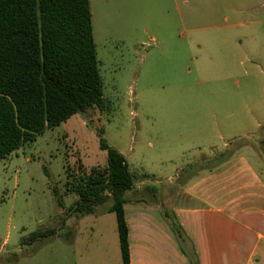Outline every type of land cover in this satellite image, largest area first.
Here are the masks:
<instances>
[{
	"label": "rangeland",
	"instance_id": "rangeland-1",
	"mask_svg": "<svg viewBox=\"0 0 264 264\" xmlns=\"http://www.w3.org/2000/svg\"><path fill=\"white\" fill-rule=\"evenodd\" d=\"M257 1L264 13V0ZM89 5L102 105L0 161V264H122L111 202L92 215L69 211L78 199L68 190L70 175L79 166L88 172L107 165L100 138L125 158L133 179L129 208L138 202L175 218L170 205L264 199V57L231 54L235 68L212 69L198 40L176 52L174 46L186 47L179 33L192 38L173 20L192 12L191 25L205 28L213 16L208 0ZM48 229L59 236L28 242Z\"/></svg>",
	"mask_w": 264,
	"mask_h": 264
},
{
	"label": "trees",
	"instance_id": "trees-1",
	"mask_svg": "<svg viewBox=\"0 0 264 264\" xmlns=\"http://www.w3.org/2000/svg\"><path fill=\"white\" fill-rule=\"evenodd\" d=\"M89 0H0V161L73 115L102 105L101 79ZM264 134V129L261 131ZM264 145V142L261 141ZM107 165L70 175L78 199L69 211L92 215L106 202L117 223L122 264H129L124 217L133 189L125 158L100 138ZM161 216L179 240L184 234L167 210ZM59 236L37 231L28 242Z\"/></svg>",
	"mask_w": 264,
	"mask_h": 264
},
{
	"label": "crops",
	"instance_id": "crops-1",
	"mask_svg": "<svg viewBox=\"0 0 264 264\" xmlns=\"http://www.w3.org/2000/svg\"><path fill=\"white\" fill-rule=\"evenodd\" d=\"M239 1L208 0L213 6L209 14L213 16L208 18L205 28L191 25L196 19L194 13L183 16L178 12L174 27L187 26L186 32L192 39L186 42V33H179L186 47L174 46L176 52L182 53L198 40L202 44L195 46L205 48L207 64L212 69L235 68L236 62H230L231 54L233 58L236 54L246 58L251 53L256 54L258 60L260 55L264 57L263 5L255 0H243L245 3L239 6ZM176 29L165 31L164 36L176 35ZM215 79L225 81L227 78ZM230 116L233 114L226 115ZM263 125L258 123L257 127ZM261 138L263 141L264 137ZM254 202L242 198L219 206L170 205L185 236L179 240L169 230L158 207L135 202L129 208L127 200L124 217L129 264H264V205Z\"/></svg>",
	"mask_w": 264,
	"mask_h": 264
}]
</instances>
